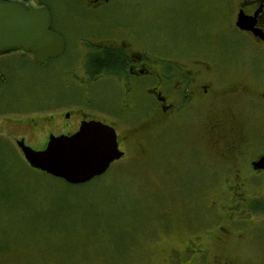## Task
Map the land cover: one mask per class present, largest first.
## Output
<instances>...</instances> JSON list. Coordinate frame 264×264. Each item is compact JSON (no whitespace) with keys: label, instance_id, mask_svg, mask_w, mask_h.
I'll list each match as a JSON object with an SVG mask.
<instances>
[{"label":"rangeland","instance_id":"obj_1","mask_svg":"<svg viewBox=\"0 0 264 264\" xmlns=\"http://www.w3.org/2000/svg\"><path fill=\"white\" fill-rule=\"evenodd\" d=\"M43 1L53 11L54 29L65 36L88 33L99 15L98 33L108 35L114 28L117 34L123 26L136 38L131 41L136 47L168 52L186 45L181 34L194 30L197 21L207 19L210 25L225 2L223 29L238 55L227 70L238 76L233 82H249L252 73L264 84V48L235 31L233 0H123L126 10L106 6L88 10L92 14L85 12V0ZM25 4L36 6V1ZM73 59L69 52L37 64L31 54L18 53L9 64L0 63L6 92L18 98L0 107L54 106L62 92L70 99L78 88L67 72ZM47 84L54 86L45 97ZM106 85L117 98V87ZM158 119L147 112L134 131L126 132L132 140L124 144L126 156L100 178L81 184L32 167L8 138L0 137V264H165L172 247L184 248L196 234L208 241L210 255L221 253L233 264H264V219L254 214L253 228L243 230L227 218L222 206L230 200L222 192L218 155L213 146L198 142L196 120L186 114L168 124ZM218 226L242 237L215 240Z\"/></svg>","mask_w":264,"mask_h":264},{"label":"flooded vegetation","instance_id":"obj_2","mask_svg":"<svg viewBox=\"0 0 264 264\" xmlns=\"http://www.w3.org/2000/svg\"><path fill=\"white\" fill-rule=\"evenodd\" d=\"M29 1H36L33 7L49 8L50 29L57 31L48 4L22 0ZM233 1L231 19L235 31L251 39L258 48H264V0ZM83 6L89 14L106 6L127 9L123 0H85ZM226 7L223 2L218 14H212L210 25H205L207 19L201 23L197 21L194 30L181 34L186 45L173 46L170 52L153 50L146 45L136 47L131 42L136 38L123 26L118 28L117 34L114 28L109 29L108 35L98 33L99 15L94 16L96 27L89 28L88 33L81 30L77 35L65 36L57 31L65 40V49L57 57L69 52L74 55L67 72L77 79V92L72 89L70 99L63 98L64 93H60L54 106L24 110L0 107V137L8 138L23 155L18 145L20 140L40 150L46 147L51 135H72L84 121H101L115 129L123 158L128 148L124 144H132L126 132L134 131L147 112L157 113L158 121L163 120L165 124L186 114L197 122L198 142L213 146L217 152L223 171L221 181L225 186L222 192L230 200V204L222 206L227 209V218L239 229L253 228L257 222L251 218L254 214L264 219V168L254 166V162L264 156V84L252 73L249 82H233L238 76L227 70L238 55L236 49L228 45L233 39H228L223 29ZM240 14L247 20L248 28L237 25ZM109 52L119 54L121 62L111 61L99 67L93 57ZM18 53L31 54L34 60L33 53L18 49L0 54V63L9 64ZM78 53L80 58L76 63ZM50 59L45 63L34 62L46 64ZM108 82L117 87V98L115 93L112 98L110 91H105ZM5 86L0 72V106L18 101L17 95H9ZM53 86L45 85V97L50 96ZM137 102L140 103L139 112L134 113ZM135 116L138 122L133 120ZM218 230H223L224 234L216 233ZM216 232L215 240L242 237L240 232L234 233L222 226H218ZM208 246V241L200 235H193L184 248L170 249L165 264H233L221 253L210 255Z\"/></svg>","mask_w":264,"mask_h":264},{"label":"water","instance_id":"obj_3","mask_svg":"<svg viewBox=\"0 0 264 264\" xmlns=\"http://www.w3.org/2000/svg\"><path fill=\"white\" fill-rule=\"evenodd\" d=\"M51 12L47 6H27L20 0H0V54L22 49L33 53L37 63H45L63 53V36L50 29ZM237 25L248 28L240 14ZM27 162L34 168L62 178L69 184L85 183L104 174L114 160L120 159L115 129L101 121H84L72 135H51L45 148L37 150L18 141ZM264 168V156L254 162Z\"/></svg>","mask_w":264,"mask_h":264},{"label":"trees","instance_id":"obj_4","mask_svg":"<svg viewBox=\"0 0 264 264\" xmlns=\"http://www.w3.org/2000/svg\"><path fill=\"white\" fill-rule=\"evenodd\" d=\"M39 2L44 3L43 0H40ZM119 57H120L119 54H117L116 52H112V54H111V52H109V53H106L104 55H100V56L98 55V56L93 57V58L95 59V62L98 64V66L100 67L102 65H107L105 63H111V61L121 62ZM96 178H100V176H98Z\"/></svg>","mask_w":264,"mask_h":264}]
</instances>
